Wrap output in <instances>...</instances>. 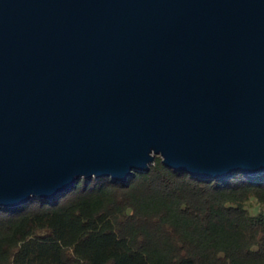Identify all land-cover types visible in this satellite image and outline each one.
I'll list each match as a JSON object with an SVG mask.
<instances>
[{
	"label": "water",
	"instance_id": "1",
	"mask_svg": "<svg viewBox=\"0 0 264 264\" xmlns=\"http://www.w3.org/2000/svg\"><path fill=\"white\" fill-rule=\"evenodd\" d=\"M156 156L264 172V0H0V207Z\"/></svg>",
	"mask_w": 264,
	"mask_h": 264
},
{
	"label": "trees",
	"instance_id": "2",
	"mask_svg": "<svg viewBox=\"0 0 264 264\" xmlns=\"http://www.w3.org/2000/svg\"><path fill=\"white\" fill-rule=\"evenodd\" d=\"M0 264H264V172L201 179L156 156L126 182L80 179L0 207Z\"/></svg>",
	"mask_w": 264,
	"mask_h": 264
}]
</instances>
